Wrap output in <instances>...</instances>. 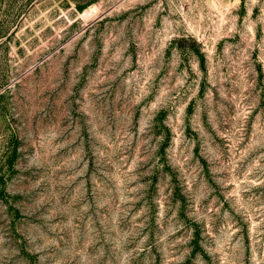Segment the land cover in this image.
<instances>
[{"label": "rangeland", "instance_id": "1", "mask_svg": "<svg viewBox=\"0 0 264 264\" xmlns=\"http://www.w3.org/2000/svg\"><path fill=\"white\" fill-rule=\"evenodd\" d=\"M0 264H264V0H0Z\"/></svg>", "mask_w": 264, "mask_h": 264}, {"label": "bare ground", "instance_id": "2", "mask_svg": "<svg viewBox=\"0 0 264 264\" xmlns=\"http://www.w3.org/2000/svg\"><path fill=\"white\" fill-rule=\"evenodd\" d=\"M85 14H88V11H86Z\"/></svg>", "mask_w": 264, "mask_h": 264}]
</instances>
